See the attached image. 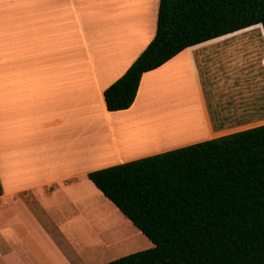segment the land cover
Instances as JSON below:
<instances>
[{
    "label": "crops",
    "instance_id": "0c3cea01",
    "mask_svg": "<svg viewBox=\"0 0 264 264\" xmlns=\"http://www.w3.org/2000/svg\"><path fill=\"white\" fill-rule=\"evenodd\" d=\"M159 3L0 0V264L128 255L102 235L118 230L112 216L131 222L89 173L264 124V28L262 52L237 45L261 24L186 48L143 75L129 109H107Z\"/></svg>",
    "mask_w": 264,
    "mask_h": 264
},
{
    "label": "trees",
    "instance_id": "16d2710c",
    "mask_svg": "<svg viewBox=\"0 0 264 264\" xmlns=\"http://www.w3.org/2000/svg\"><path fill=\"white\" fill-rule=\"evenodd\" d=\"M259 24L264 0H160L156 34L105 90L107 109H129L143 75L186 48ZM89 178L153 244L104 264H264V124Z\"/></svg>",
    "mask_w": 264,
    "mask_h": 264
},
{
    "label": "rangeland",
    "instance_id": "374dc122",
    "mask_svg": "<svg viewBox=\"0 0 264 264\" xmlns=\"http://www.w3.org/2000/svg\"><path fill=\"white\" fill-rule=\"evenodd\" d=\"M109 3H116V4H126V5H137V6H148L151 8L154 4V0H107ZM263 27H257L253 28L250 31H247L244 33L243 36L248 37L245 39L241 44H237L239 47L242 48V50H252L255 47V50L258 52H262L261 48H256L257 46H262L263 43L258 42L260 38H262ZM260 37V38H259ZM262 123H254V124H248L252 126H258ZM142 127V126H141ZM244 127H247L245 125ZM135 127H132V130H134ZM142 129H145L144 126ZM109 200V199H108ZM102 203V202H101ZM100 203V206L104 208V211L108 212L109 206H105L106 204L103 202ZM112 223L119 224L118 230L114 233H106L105 235H102L103 238L107 239L108 241H112L114 243L113 248L111 249L113 256H118L120 253H134L137 251L145 250L153 246L150 239L136 226L133 225V223L127 218V221L131 222L130 227L127 226L124 222H119L117 220L116 216H112L109 218ZM115 224V225H116ZM114 225V224H113ZM124 234H126V247H122L120 245V242L124 238ZM128 237V238H127ZM110 255V254H108Z\"/></svg>",
    "mask_w": 264,
    "mask_h": 264
},
{
    "label": "bare ground",
    "instance_id": "6f19581e",
    "mask_svg": "<svg viewBox=\"0 0 264 264\" xmlns=\"http://www.w3.org/2000/svg\"><path fill=\"white\" fill-rule=\"evenodd\" d=\"M170 112H171V110H170ZM174 115H175V116H178V114L175 113V114H171L170 118H172V116H174ZM181 115H183V114H181ZM186 116H187V115H186ZM179 117H181V116H179ZM172 120H173V119H172ZM174 120H176V118H175ZM171 122L173 123V122H175V121H171ZM135 125H136V123H135ZM133 127H134V126H133ZM175 127H176V129H177V126H176V125H175ZM135 128H136V127H135ZM135 128H134V132H135V130H136ZM174 129H175V128H174ZM133 134L135 135L136 133H133ZM133 134H131V135H133ZM134 137H135V136H134ZM131 140H132V139H131ZM133 140H134V139H133ZM133 140H132V142H133ZM135 141H136V140H135ZM133 143H135V142H133Z\"/></svg>",
    "mask_w": 264,
    "mask_h": 264
}]
</instances>
